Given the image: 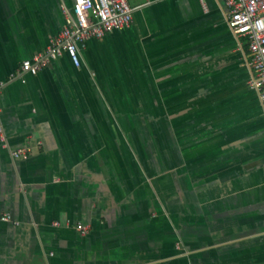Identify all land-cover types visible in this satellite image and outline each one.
Listing matches in <instances>:
<instances>
[{
	"label": "crops",
	"instance_id": "crops-1",
	"mask_svg": "<svg viewBox=\"0 0 264 264\" xmlns=\"http://www.w3.org/2000/svg\"><path fill=\"white\" fill-rule=\"evenodd\" d=\"M130 2L131 27L86 40L79 65L23 80L74 0H0V264H264L247 41L224 0Z\"/></svg>",
	"mask_w": 264,
	"mask_h": 264
},
{
	"label": "built area",
	"instance_id": "built-area-1",
	"mask_svg": "<svg viewBox=\"0 0 264 264\" xmlns=\"http://www.w3.org/2000/svg\"><path fill=\"white\" fill-rule=\"evenodd\" d=\"M224 3L232 33L238 39L247 41L249 65L253 73L249 85L258 92L264 109V0H224ZM136 8L130 0H74L71 11L66 8V23L61 32L50 39L44 51L25 59L21 71L13 78L25 80L26 73L37 75L64 54L79 65L80 49L85 46V41L131 27ZM0 139L7 143L1 126ZM11 154L16 159H27L29 156L28 150L21 147L13 149ZM10 218L0 214L3 221ZM78 229L86 234L89 226L78 225Z\"/></svg>",
	"mask_w": 264,
	"mask_h": 264
}]
</instances>
